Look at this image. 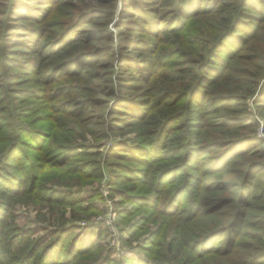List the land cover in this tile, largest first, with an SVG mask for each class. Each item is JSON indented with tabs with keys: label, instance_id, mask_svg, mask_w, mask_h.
Listing matches in <instances>:
<instances>
[{
	"label": "trees",
	"instance_id": "trees-1",
	"mask_svg": "<svg viewBox=\"0 0 264 264\" xmlns=\"http://www.w3.org/2000/svg\"><path fill=\"white\" fill-rule=\"evenodd\" d=\"M40 1L46 5L38 12L29 13L34 23L28 26L30 33L27 35L34 34L35 41L22 43L26 49L20 51L28 57L18 59L20 65L16 62L15 67L26 69L22 71L25 80L41 90H50L57 84L56 96L60 94L69 107L85 110L91 100L81 103L70 96H75L77 87H84L103 76L104 70L116 66H121L123 70L126 66L122 62L133 66L127 69L132 72L129 73L131 77L138 76V79L148 82L156 81L158 75L163 74V60L171 57L173 50L177 49L179 56L185 57L180 63L184 65L183 69L175 79L178 86H170L169 81H159L155 98L150 100L149 105H144L145 110L138 118L142 121L147 114L154 116L151 118L154 120L151 123L154 125V137L150 145L136 147L144 155L136 160L145 166L146 171L143 176L134 171L135 179L142 180L144 184L153 182L149 194L156 197L153 200L139 193H128L129 199L137 205L153 204L161 215L190 224L186 225L193 228L195 239L192 242L196 249L192 257L201 259L205 253L214 256L205 264H264V213H254L264 210V201H259L263 194L259 188H264V154L260 150L263 141L253 133L259 126V120L249 113L251 99L259 113L264 112V0H124L117 26L121 30L120 49L127 55L125 60L117 55L113 33L106 28L107 22L116 17V0ZM202 18H208L212 24L193 27L202 22ZM124 29L140 32L141 35L136 33L131 36ZM192 29L202 35L194 43L197 52L187 54L184 36L195 32ZM144 34L148 36L144 37ZM149 37L161 40L164 47L156 45V49L154 46L148 48ZM215 39L217 41L211 44V40ZM186 62L190 65L186 66ZM238 64H241L240 70L237 76H233L232 72ZM139 65L142 69H138ZM27 95H15L18 96L15 101L24 104ZM8 99L9 104H13L12 97ZM122 101L128 102L125 99ZM200 102H208L209 106L205 105L208 108L200 109ZM10 108L8 105L4 113L10 112ZM32 112L33 109L28 108L16 117L23 120ZM209 116L212 119L208 120ZM240 118L244 119L240 121ZM244 128H252L248 136L242 135ZM239 130H242L240 134ZM26 132L34 141L40 140L38 132L31 129ZM19 145L14 140L6 157L3 151L1 166L5 160L18 156ZM26 150L23 152L30 158ZM130 156L138 158L139 155L131 153ZM244 158L248 160L240 169L239 164ZM93 169L95 177H103L100 167L94 165ZM230 173L237 174L238 180H226L224 176ZM122 177L119 175L115 181L120 183ZM20 179L16 175H5L0 170V182L16 186L12 188L14 191L23 183ZM32 184L31 181L30 187ZM129 188L130 191L137 190L138 183ZM168 189L174 191L170 190V199L161 203L159 196L168 194ZM140 197L146 199L140 201ZM64 198L76 201L70 193ZM175 203L179 206L168 209ZM139 224L129 230L132 237L141 235ZM247 225L254 229L251 233L244 231ZM54 231V241L39 252L42 264H47L48 249L53 245L54 250L57 249V244L60 246L70 233L69 228L60 226ZM220 233L225 241L208 243ZM8 234V228L0 229V257L14 259L12 243L5 237ZM238 235L250 236L257 244L239 243L238 250L229 249ZM30 239L22 237V245L26 241L32 244L16 264H28L37 247L44 243L40 239ZM92 241L81 243L79 250H71L70 247L64 260L88 251ZM151 243L157 245L154 240ZM162 245L157 251L147 247V252L154 255L147 253L141 263L152 264L154 259L161 258L156 254L166 250L164 243ZM102 263L95 261L92 264Z\"/></svg>",
	"mask_w": 264,
	"mask_h": 264
},
{
	"label": "rangeland",
	"instance_id": "rangeland-1",
	"mask_svg": "<svg viewBox=\"0 0 264 264\" xmlns=\"http://www.w3.org/2000/svg\"><path fill=\"white\" fill-rule=\"evenodd\" d=\"M45 5L40 0H0V157L3 151L4 157L6 153L8 155L14 140L20 143L17 147L18 156L9 161L5 160L2 166L0 164V170L5 175H16L21 178L20 181L23 180L16 191L12 190L16 186L0 182V229L8 228L9 234L5 237L10 239L11 251L15 257L14 259L0 257V264H16L27 253L32 243L26 241L22 245L20 242L22 237H30V241L40 239L44 242L37 247L36 256L34 255L30 262L28 261V264H42L39 252L54 241L56 237L54 229L59 226L69 228L70 233L66 235V240L62 241L60 246L57 244V249L54 250V245L48 249L50 254L45 259L47 264H92L95 261H101L102 264H146L141 263L145 261V255H154L150 251L147 252L148 248H155L157 251L163 246L162 243L166 250L156 254L161 258L154 259L155 264L210 262L214 257L212 254L205 253L201 259L192 257L196 249L192 242L195 239L192 236L193 228L187 226L190 224L178 218L161 215L153 204L137 205L128 196L139 193L148 199L154 200L156 197L155 194H149L153 182L144 184L142 180L135 179L136 172L143 176L146 171L145 166L136 160L144 157L136 147L150 145L154 137L152 130L154 125L151 124L154 122L151 118L154 116L147 114L142 121L138 118L140 112L145 110L144 105L147 103L149 105L150 100L155 98L159 81H169L170 86H178L175 79L183 69L184 65L180 63H183L185 57L179 56L177 49L173 50V55L163 60L164 66L161 69L162 72L164 71L163 74L160 73L156 81L148 82L138 79V76V78L131 77L129 73L132 72L127 69L133 66L122 62L126 66L123 70L121 66L104 70L103 76L88 84L84 82V87H77L75 96H70L81 103L91 100L85 110L76 106L69 107L60 94L56 96L57 84L50 90H41L39 86L34 87L32 82L25 80L26 77L22 71H27L26 69H22L21 66L15 67L17 63L20 65L18 59L28 57L20 51L26 49L22 43L27 41L30 44L35 41L34 34L27 35L30 33L28 26L34 23L29 13L38 12L37 10ZM115 5L116 17L107 22L106 28L113 33L117 55L125 60L127 55L120 49L119 32L121 30L117 26L124 0H116ZM202 24L209 26L212 22L204 18L193 27L196 28ZM123 31L131 33V36L140 34V32L125 29ZM194 31L184 36L186 43L184 48L187 54L197 52L194 50L197 47L194 43L202 34ZM149 38L151 40L148 48L154 46L156 49V45L164 47L161 40L156 37ZM206 41L210 40L206 38ZM216 41L217 39L211 40V44ZM107 42L111 43V41ZM187 65L190 63L186 62ZM240 67L241 64H238L234 68L233 76H237ZM140 68L142 69L139 65L138 69ZM92 89L95 90L92 91ZM23 93H28L24 98V104L15 101L18 97L15 95ZM9 97L10 99L12 97L13 104H9ZM123 99L128 102L122 101ZM199 104L203 105H198L200 109H207L205 105L209 106L208 102ZM8 105L11 107L10 112L4 113ZM28 108H31V111L33 109V112L28 113L23 120H19L16 117L17 114ZM249 108L251 117L259 120V126L253 133L262 139L263 145L260 150L264 154V112L259 113L253 104V99L250 101ZM81 116L84 117L81 119ZM156 116H158L157 113ZM209 119H212L211 116ZM28 129L38 132L40 140L34 141L28 136L26 132ZM241 131L239 130V134ZM251 131L252 128H244L242 135L248 136L247 133ZM16 136H18L17 141ZM24 149H27L30 158H27V154L23 152ZM131 153L133 155L137 153L138 158L130 156ZM247 160L248 158L241 160L240 169H243ZM94 165L100 167L103 173L102 178L94 176ZM32 172L34 176L31 175ZM119 175H123L120 183L115 181ZM224 177L226 180L239 178L234 173ZM31 181L34 185L30 187ZM135 182L138 183L137 190L130 191L129 187ZM259 189L263 192L259 200L262 203L264 188ZM170 190L172 189L167 190L168 194L159 196L161 203H166L170 199L174 191L172 190L170 194ZM69 193L75 197L76 201L64 198ZM143 199L139 198L140 201ZM176 205L179 206L175 203L168 209L173 210L177 207ZM254 213L263 214L264 210L260 209ZM137 224L142 228V233L132 237L129 230L136 228ZM253 230L248 225L244 227L247 233ZM225 239L220 233L213 236L208 243L214 241V243H220ZM91 240L93 245L88 251L78 253L70 260H64L66 250L70 247L71 250H79L81 243L87 244ZM153 240L157 245H152ZM239 243L257 244L251 240L250 236L238 235L236 242L229 249L238 250ZM62 260L65 262L57 263Z\"/></svg>",
	"mask_w": 264,
	"mask_h": 264
}]
</instances>
